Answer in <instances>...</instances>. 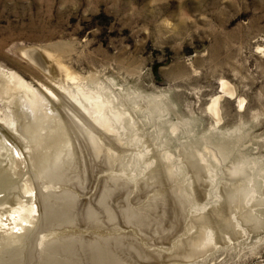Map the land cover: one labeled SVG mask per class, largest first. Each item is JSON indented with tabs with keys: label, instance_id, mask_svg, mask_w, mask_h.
Listing matches in <instances>:
<instances>
[{
	"label": "rangeland",
	"instance_id": "rangeland-1",
	"mask_svg": "<svg viewBox=\"0 0 264 264\" xmlns=\"http://www.w3.org/2000/svg\"><path fill=\"white\" fill-rule=\"evenodd\" d=\"M0 68V264H264V0H0Z\"/></svg>",
	"mask_w": 264,
	"mask_h": 264
},
{
	"label": "bare ground",
	"instance_id": "bare-ground-1",
	"mask_svg": "<svg viewBox=\"0 0 264 264\" xmlns=\"http://www.w3.org/2000/svg\"><path fill=\"white\" fill-rule=\"evenodd\" d=\"M24 54L29 58L31 59L34 63H36L37 65H41V60H39V57L36 56L35 52H32V51H24ZM53 55V54H52ZM51 57V55H50ZM54 57V56H52ZM56 59V58H55ZM54 62L57 64V66H59L60 68H63L66 72H67V78H69V80H72L73 82L74 79L76 80L75 77L72 76V74L69 72V68H67L66 66H64L61 62H58L56 60H54ZM41 68V67H40ZM49 68V67H48ZM59 68V69H60ZM48 71V70H47ZM78 83V82H77ZM80 85V84H79ZM77 86L78 88H81L80 86ZM83 90V89H81ZM61 91V90H60ZM80 91V90H79ZM62 92V91H61ZM81 92V91H80ZM84 93V92H83ZM63 94V93H62ZM90 94V93H89ZM96 94V93H95ZM60 95V94H59ZM64 95V94H63ZM61 96L60 95V101L62 104L68 106L69 108H75V110L77 108H79L81 110V108L79 107L81 105V102L79 100L78 97H76L75 95L71 98H73V100H75L76 102H78V105L77 104L75 105L73 103V100H69L66 99L64 96ZM79 96V95H78ZM82 97V96H81ZM95 97V96H94ZM85 99L86 100H92V96H88V95H85ZM84 99V100H85ZM0 100L4 103V104H8V109L11 110V108L13 107H19V111L17 110L16 112V115L21 116L20 112L22 111V109L25 107V108H30V109H33V111L31 112H34L35 109L37 108H40V104H47V102L45 101V99L43 98V96H41V94L36 90L34 89L30 84H28L23 78L22 76H20L19 74H17L16 72H9L5 69H2L0 68ZM219 98H216L215 101H214V106H213V109H215L216 112L217 111V102H218ZM43 101H45V103H43ZM55 102V101H53ZM97 103V102H96ZM55 104V103H54ZM57 104H59L57 102ZM83 104V103H82ZM41 105V106H42ZM85 105V103H84ZM82 106L83 107L82 109L84 110H87V112L89 113V115L93 118V120H95L99 125L101 126H104L105 128H107L109 130V125H108V122L107 118H102L101 116V112H102V108L103 106L100 104V103H97V107H96V110L93 112V110L91 111L90 108H88L87 106ZM45 106V105H44ZM55 106V105H54ZM44 109V108H42ZM41 109V110H42ZM48 109V108H47ZM77 109V111H79L81 113V111ZM102 109V110H101ZM46 110V109H45ZM101 110V111H100ZM10 112V111H9ZM47 112V111H46ZM93 112V113H92ZM41 113V112H40ZM43 113V112H42ZM41 113V115H42ZM72 113V112H71ZM8 114V113H7ZM5 114V115H7ZM47 114V113H46ZM68 116L70 115V113L68 112L67 113ZM98 114V115H96ZM40 115V116H41ZM103 115V114H102ZM45 117V115H43ZM11 117V116H10ZM10 117H4L2 118V121L5 122V126L6 127H2V131H6L7 134L10 136L11 139H14L15 141V136L16 135V131H17V125H16V122L14 121V119L10 118ZM24 117V115H23ZM104 117V116H103ZM16 118V117H15ZM22 118V117H21ZM44 119V118H43ZM23 120V119H22ZM45 120V119H44ZM89 121V120H88ZM3 124V123H2ZM111 125V124H110ZM34 129H35V126L33 125ZM4 128V129H3ZM30 128V127H29ZM37 129V128H36ZM35 129V130H36ZM110 131V130H109ZM5 137H3L2 135V132H0V148L3 147V144L5 143L4 140ZM60 154L58 156H56L55 158H49L45 161V163H43L41 166V170L43 169V172L46 174V176H48L49 178L51 179H59L61 178V172H62V168L60 166ZM0 158H1V152H0ZM63 163V162H62ZM1 164V162H0ZM2 165V164H1ZM8 181V180H7ZM11 183V182H10ZM0 185L1 186H5L6 185V182H5V177L3 176V174L0 172ZM11 189V188H10ZM13 201V200H12ZM2 202V201H0ZM15 203V202H14ZM2 205V204H1ZM0 205V207L2 208V206ZM0 208V210H1ZM47 212L49 213V218L51 221H54L56 220V218H60V213L63 214L62 211H58L57 209H53L52 207H47ZM135 213V212H134ZM133 213V214H134ZM0 214H1V211H0ZM65 214V213H64ZM55 245V244H54ZM103 246V245H102ZM52 247V246H51ZM54 249V247H53ZM96 252V257L94 262L96 264H106L103 260L104 256L106 257L105 259L108 260V254L107 252L104 253V251H102L103 249H101L100 247H97V246H94L93 248ZM101 249V250H100ZM94 258V257H93ZM77 263V262H76ZM94 263V264H95ZM48 264H59V263H56L55 261H52ZM67 264V263H66ZM107 264H110V262L108 261ZM113 264H118L116 262H113Z\"/></svg>",
	"mask_w": 264,
	"mask_h": 264
}]
</instances>
